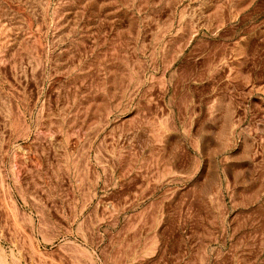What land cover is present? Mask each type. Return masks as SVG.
I'll return each instance as SVG.
<instances>
[{
	"label": "rangeland",
	"instance_id": "obj_1",
	"mask_svg": "<svg viewBox=\"0 0 264 264\" xmlns=\"http://www.w3.org/2000/svg\"><path fill=\"white\" fill-rule=\"evenodd\" d=\"M0 264H264V0H0Z\"/></svg>",
	"mask_w": 264,
	"mask_h": 264
},
{
	"label": "crops",
	"instance_id": "obj_2",
	"mask_svg": "<svg viewBox=\"0 0 264 264\" xmlns=\"http://www.w3.org/2000/svg\"><path fill=\"white\" fill-rule=\"evenodd\" d=\"M250 208L249 206L243 205L241 208L237 210V216L247 218L250 215Z\"/></svg>",
	"mask_w": 264,
	"mask_h": 264
}]
</instances>
